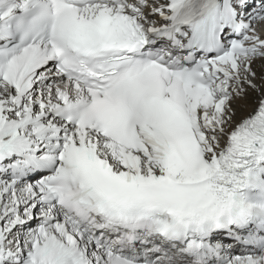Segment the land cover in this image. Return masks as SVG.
I'll return each instance as SVG.
<instances>
[{
  "label": "snow or ice",
  "instance_id": "6c2138e0",
  "mask_svg": "<svg viewBox=\"0 0 264 264\" xmlns=\"http://www.w3.org/2000/svg\"><path fill=\"white\" fill-rule=\"evenodd\" d=\"M0 264H264V0H0Z\"/></svg>",
  "mask_w": 264,
  "mask_h": 264
}]
</instances>
